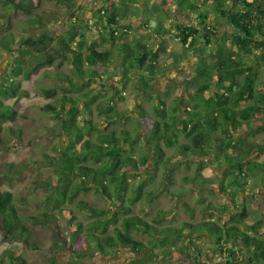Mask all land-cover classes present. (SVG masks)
Masks as SVG:
<instances>
[{"label": "trees", "instance_id": "16d2710c", "mask_svg": "<svg viewBox=\"0 0 264 264\" xmlns=\"http://www.w3.org/2000/svg\"><path fill=\"white\" fill-rule=\"evenodd\" d=\"M53 1L66 8L65 18L68 17L70 21L68 22L71 23L68 29L65 24L59 27V23L65 20L64 16L49 19L42 15H35L24 22L25 29L31 35L19 39L18 43L12 34L0 39V68L4 60L9 57L17 61L11 74L7 73L0 81V131L8 126L10 134L15 132L10 124L17 120L19 113L15 106L5 104L4 100L9 97L29 96L28 92L19 90L22 81L30 80L43 68L53 65L59 68L65 62H70L69 60H71L73 72L80 78L77 83L68 80L70 87L63 86L64 93L60 97L53 103L41 107L43 111L55 114L56 127H50L49 130L55 138L60 137L64 144L59 156L45 154L31 164L51 169L56 178L55 182L50 179L34 182L33 189L44 187L53 192V204L49 211L29 216L28 220L31 224L44 226L58 223L59 215L62 214V204L72 205L82 193L93 191L105 200L106 205L93 207L86 201L79 200L75 207L82 215L92 218V221L87 224L88 230L85 232L83 224L77 222L72 235V244H75L82 233V244L91 250V253L107 258L118 256L121 250H128L136 255L144 253L146 257L151 258L156 255V249L186 239L188 240L187 257L191 258L190 248L196 245L192 235L204 233L207 238L216 243L225 259V264H264V231H262L264 219L259 215H254L250 219L246 208L233 214L227 206L217 208L208 203L204 210H215L219 215L215 220L197 224L184 222L179 227L165 226L166 211L158 210L151 221L139 215H133L132 205L135 203L144 204L147 210L145 214H149L151 204L156 199V191H144L147 185L146 180L128 185L141 168L154 161L155 170L166 171L164 178L168 179L165 190L167 191L174 185V172L179 164L188 167L191 161L197 164L198 159H204L215 152H219L218 155L223 154L229 169L234 172L230 180L227 178L222 180L225 182L227 179L231 187H235L233 186L235 183L246 180L248 175L245 170L260 167L256 161H250L249 158L252 155L264 154V145L248 144L244 138H240L237 142L238 132L246 131L250 126L255 127L256 132L264 131V128L258 126L261 121L257 119L264 112V95L256 93V83L252 78L254 70L251 68L250 73L247 74L243 69L250 54L257 57L256 53H250L247 50L250 43L235 36L231 39V49L223 50L222 45L216 42L215 47H211L218 50V58L209 63L207 59L201 60V64L194 71L191 89L188 90L186 97L176 96L168 105L165 99L170 91L160 93L158 103L152 106V116H150L152 129L149 132V140L141 152L137 148L139 141L128 131L121 130L119 133L99 131V125L92 121L91 104L95 101L94 98L80 109V97L73 98L69 94L80 92L82 87L86 86L81 83L85 76L91 81L100 78L97 67L113 65L112 59L115 56L118 57L124 82L129 81L139 73V70H142L148 77L143 91L149 93L151 86L156 82V76L161 73L158 60L164 50L163 46L154 49L147 42L131 40L122 42L112 49L113 47H105L104 41L92 39L88 45L87 35L82 28L86 22L81 17L78 0ZM216 1L217 5L213 10L211 22L214 25L217 26L221 20H228L243 34L249 35L252 27L261 30L260 20H264V0H254L252 3L242 0L241 11L243 12L231 8L232 11H229L226 18L223 17L226 11L224 1ZM0 6L4 10L0 16L7 21L13 13L32 15L37 9L34 0H0ZM104 8L98 10L96 22L103 24L110 38L116 42V31L121 26L118 23L119 16L115 11L109 13ZM159 9L158 4L153 5L152 15L158 13ZM206 18L208 19L206 15L196 18L203 25V30L192 25L176 24L177 36L181 47L184 48L179 58L175 59L176 62L196 51L203 54L211 53L201 48L198 39L201 36L203 40H208L207 34H204L208 27ZM253 18L256 19V23L252 26ZM157 27V34L170 32L162 26L160 19H158ZM211 34L216 35L213 32ZM255 38L259 40L258 37ZM211 39L210 37L209 43L212 42ZM260 44L258 41L254 45L257 48ZM219 52L228 55L227 59L220 56ZM55 76L61 81L67 80V77L61 73ZM8 79H12L10 85L5 83ZM42 95L52 99L57 97V90L45 88ZM117 96L120 97L119 99L123 98L120 92H117ZM244 103L247 106L243 105L245 106L243 107ZM69 106L71 108L68 110ZM96 108H99L102 114L108 115L107 110L110 107L107 110L104 107L105 111H102L103 106L98 104ZM140 111L139 116L145 117L143 107H140ZM113 113H109L106 119L120 118L115 111ZM8 144V141L4 140L0 134V146ZM148 144L153 146V154H150ZM238 148L241 152L236 155L229 154V150L235 152ZM170 149H173L175 154L167 156L166 152ZM177 159L182 163H177ZM31 165H23V169H29ZM198 167L194 176L185 177L184 181L207 187L212 182L201 177L202 165ZM236 169H238L237 173ZM17 171L18 174L22 172L18 169ZM224 186L219 189L220 193L234 199L237 191L229 192ZM237 188L239 189L238 186ZM185 207L186 211L194 212V209L188 205ZM120 216L124 217L122 228L115 227L113 233H108L109 228L118 223ZM0 228L8 242L24 243L32 250L40 248L37 244L29 242L31 232L19 215L13 194L1 188ZM131 232L145 234L148 237L147 242L134 238ZM165 255L163 258H170ZM10 261L11 264H27L23 255H12ZM138 262L143 264L144 261L140 259ZM52 264L57 263L53 260Z\"/></svg>", "mask_w": 264, "mask_h": 264}, {"label": "rangeland", "instance_id": "374dc122", "mask_svg": "<svg viewBox=\"0 0 264 264\" xmlns=\"http://www.w3.org/2000/svg\"><path fill=\"white\" fill-rule=\"evenodd\" d=\"M34 1L37 4V9L32 15L16 12L9 17L8 21L0 16V39L5 35L12 34L16 38V43H18L19 39L31 35L25 29L24 22L35 15H42L49 19H57V16H64L65 18L66 8L57 5L53 0ZM91 1L94 2V0H78V5L81 8V17L86 22L82 28L86 33L85 35H87L86 43L88 45L91 39L99 40L100 42L104 41L103 44L105 47H113L112 49H114L116 45L122 42L139 40L149 43L154 49L160 46L164 48L158 60L161 73L158 76V82L149 90V93L143 91L144 82L147 81L148 77L144 75L142 70H139V73L129 81L124 82L122 70L117 59L118 57L115 56L112 59L113 65H100L97 67L101 75L100 78L91 81L89 77L85 76L83 78L84 80H81V83L86 86H83L80 92L69 94L73 98L80 97V109H83L85 103L94 98L95 101L91 104L93 107L92 121L94 124L99 125V131L103 133H109L111 131L119 133L121 130H126L139 141L137 148L142 152L145 148L144 145L148 143L149 132L152 129L150 116H152V106L155 101L153 97L158 95L157 89L161 86L167 87L171 82L186 83V79L191 76V71L194 70L197 64H201L202 59H207L209 63L213 59L218 58V50L216 51L214 47H208V44L204 45L203 39L200 36L198 39L201 48L207 49L211 53L203 54L200 51H196L189 53L179 62L175 61L184 50L177 36L176 24L190 25L192 23L188 18L180 20L178 16L183 13L182 10L188 11L192 21H195L194 27L202 29L203 25L195 19L202 18L206 15L208 17V19L206 18L207 25H209L212 22L213 10H215L217 1L212 0L208 5L204 0H148L145 3L146 6L152 2L154 5L158 4L160 9L158 13L152 15V10H149L147 6V16L149 19L145 20H142V10L139 8V5H134L133 1L131 4H127V0L120 1V7L122 6L121 2L126 3L125 6L120 8V12L123 10L125 12H135L136 15L134 17L136 20L134 21H144L145 23H140L132 27L131 30V26L127 27V23L124 20H120L121 26L117 28V35H115L116 42L110 38L108 30L103 28V24L96 22L97 20L95 19L98 9H101L104 5L102 3L103 1L99 0L100 2L97 6H93ZM115 9H118V7ZM104 10L107 11V7ZM2 13H4V10L0 6V14ZM223 17L226 18L227 16L223 15ZM66 18L64 22L59 23V27L64 24L66 29L70 27L71 23H69L68 17ZM91 19H93L92 22H90ZM158 19H160L162 26L170 30L169 33L157 34ZM220 22L217 24L218 27H213V31L219 35V38L222 39L224 37V40L217 39V43L224 46L223 50L231 49V39L234 37L233 32L231 33L230 31L229 34L227 31L220 30L222 27ZM219 55H222L224 59H227L228 56L220 52ZM256 55L257 57L254 56L257 61L262 55H259V53H256ZM69 61L71 62V60ZM70 62H65L59 68L56 65L43 68L38 74L33 75L30 80L22 81L19 90L28 92L29 96L21 98L9 97L4 100L5 104L15 106L19 116L14 123L10 124V127L15 131L13 134L9 133L8 126L0 131L2 138L9 143L7 146H0V188L10 191L13 194L14 204L18 209L19 215L30 229L31 236L29 242L37 244L40 248L32 250L24 243H10L5 239L4 232L0 228V264H11L10 257L12 255H23L27 264H52L53 260L57 264H138V262L130 261L136 257L142 258L144 261L143 264L223 263L222 261H218L222 259V254L219 259V252L214 250L215 243L210 238H207L204 233L193 236V242L196 245L190 248L191 258L187 257L188 250L186 248L188 240L186 239L178 240L167 244L166 247L156 249V255H153L151 258L145 257L143 254H132L125 250H121L120 254L115 257H102L99 254L91 253V250L82 244V233L78 237V242L72 244V235L75 231L76 223L81 222L85 232L88 230L87 224L92 221V218L82 215L75 207V204L79 200H84L93 207H105L106 205L105 200L93 191L82 193L72 205L62 204V214L59 215L58 223L44 226H34L31 224L28 220L29 216L47 212L53 204V192L46 190L44 187L33 189L34 182L36 180L45 181L47 179L55 182L56 180L51 169L43 168L38 164H34L33 166L31 164L35 160L41 159L45 154L59 156L61 147L64 144L60 137L55 138L49 130L50 127H56L57 119L55 118V114L45 112L41 107L53 103L56 98L60 97L64 93L63 86L70 87L71 85L68 80L73 83L80 81V78L73 72V67ZM16 65L17 61L15 58L9 57L5 59L0 68V81L4 79L3 76L7 73L11 74L12 69ZM254 67L258 68L257 65H254ZM57 73L65 75L67 80L61 81L59 77L55 76ZM191 79L189 82L190 85L188 84V90L191 89ZM11 82L12 79L5 81L7 85H10ZM45 88H55L57 90V97L52 99L44 97L42 91ZM117 92L121 93L122 99H119L120 97L117 96ZM181 92L180 89L173 91L167 101L170 102L171 98L174 99ZM98 104L103 106L101 108L102 111H105L104 107L106 110L110 107L107 110L108 115L115 111L120 118L115 120L106 119L108 115L102 114L99 108H96ZM140 107L144 108L145 117L139 116L141 112ZM70 108L69 106L68 110ZM260 119H262V122L264 121V114L263 118H259L258 120ZM244 134H241L243 136L242 138L245 137ZM63 139L66 140L65 137ZM246 139H249L253 143L256 142L264 145V131L256 133L250 132L249 137ZM148 148L150 154H153V146L148 144ZM228 152L234 155V151L229 150ZM166 153L167 156L175 154L173 149L167 150ZM218 153L215 152L204 159H198L197 164L191 161L188 167L179 164L174 172V185L167 191L165 190L167 189L166 183L168 179L164 178L166 171L163 172L162 169L155 170L154 161L148 166L141 168L136 174V177H132L128 185L146 180L147 185L144 191L153 190L156 191L157 195L151 204L152 207L148 215L145 214L147 211L146 206L142 203L132 205L133 215H139L145 220L151 221L158 210H163L167 212V221L164 222L165 226L179 227L184 222L197 224L202 221L215 220L218 216V214L214 213L215 210H204V207L206 205L208 206V203H211L212 206L217 208L224 205V207H228L231 213L235 212L238 209L239 202L231 199L226 194L222 195L219 191L223 185H225L224 187L227 188V191H234V188L229 185V181L227 180L231 175L233 176L234 172L229 169L223 154L218 155ZM139 155L140 153L136 156L139 157ZM256 160L260 162V165H264V155L257 157ZM177 163H182V161L177 159ZM26 164L31 165V168L23 169V165ZM199 165H202V169L200 170L201 177L212 182L208 187L197 186L194 183L184 181L185 177L194 176ZM17 169L22 172L18 174ZM226 173L227 175H225ZM224 178H227L225 182L222 181ZM255 183H260V186L257 185L255 187L258 195L261 189V182L256 181ZM233 186H243L249 189L253 187V184L249 183L246 186L243 183H235ZM185 205L194 209V212L186 211ZM258 214L257 211L255 215ZM253 216L251 214L250 219ZM123 218V216H120L118 223L112 225L108 233H113L115 227L122 228ZM71 221L73 222L71 223ZM262 231H264V226L262 227ZM131 235L143 242H147L148 240V237L143 233L137 234L131 232ZM73 249L75 252L79 251L80 254H75ZM164 253L170 259L163 258Z\"/></svg>", "mask_w": 264, "mask_h": 264}, {"label": "flooded vegetation", "instance_id": "af4514ba", "mask_svg": "<svg viewBox=\"0 0 264 264\" xmlns=\"http://www.w3.org/2000/svg\"><path fill=\"white\" fill-rule=\"evenodd\" d=\"M253 22V23H252ZM252 22H251V24H252V26L253 25H255V23H256V19H254L253 18V20H252ZM260 26H261V30L259 31V30H257V29H253V27L252 26H250V27H252V28H250V29H252V32L249 34V35H247V34H243L239 29H237V28H235L236 29V31H235V33L233 34V36L235 37H239L240 39H242V40H247V42H249L250 44V46L248 47V49L247 50H249L250 51V53L251 52H253V53H259V55H262V56H260V58H259V66H258V68H256V67H254V64H255V62H256V59H255V56L253 55V54H250L249 56H248V60H246L245 62H246V64H244L243 65V69H245L246 70V72H247V74H249L250 73V69L252 68L254 71H253V80H254V82L256 83V93L257 94H262V95H264V20L262 21V20H260ZM213 27H218V25L216 26V25H214L213 23H210L209 25H208V27H207V29H206V32H204V34L206 35L207 34V37H208V40L210 39V37L212 38L211 39V43H209V41L207 40V39H205V40H203L204 41V45H206V44H208V47H211L212 45L215 47V43L218 41L217 39H221V38H219V35H217L216 34V32H214L213 31ZM210 31V32H209ZM213 33H215L216 35H213V34H211L212 32ZM255 37H258V39L259 40H256V38ZM222 41L224 40V37L221 39ZM260 42L261 44H260V46H258L257 48L255 47V43L256 42ZM217 44H220V43H217ZM222 47H224L223 45H222ZM219 48V47H218ZM248 52V51H247ZM247 55V54H246ZM199 66V64H197V66H195L194 67V70H192L191 71V76H190V78H187L186 79V83H184V82H180V83H178V82H171L170 84H168V86L167 87H159L158 89H157V91H158V95H156L155 97H153L154 99H155V101H154V103H158V96L160 95V93H166V92H168V91H170V94H169V96L165 99V101H166V104H168V105H170L171 104V102H172V100H173V98H171V101L170 102H168L167 101V99L171 96V94H172V92L173 91H175V90H177V89H180L182 92H181V94H179V96H184V97H186V95H187V92H188V84H189V82H190V79H191V77H193V74H194V71H195V69L197 68ZM246 75V74H245ZM159 76V75H158ZM158 76H156V82L155 83H157L158 82ZM241 77V76H240ZM242 78L244 79L245 78V76L243 75L242 76ZM261 78V80H259ZM189 79V80H188ZM192 80V79H191ZM242 80V79H241ZM144 84H145V82H144ZM190 85V84H189ZM258 85V86H257ZM155 86V84L154 85H152L151 86V88H153ZM255 86V85H254ZM150 88V89H151ZM236 89L237 90H239L237 87H236ZM175 98V97H174ZM252 102V101H251ZM153 103V104H154ZM243 105H245V106H247V104H242V106ZM245 106H243V107H245ZM263 114H264V112H263ZM263 114L261 115V116H259V118H263ZM259 118H257V119H259ZM260 123H259V125L258 126H261L262 128H264V124H263V122H262V119H260ZM261 124H263V125H261ZM256 128L255 127H249L248 128V130H246V131H243V132H238V137H237V142L238 141H240V138H242L243 136L241 135V134H244L245 132V134H244V139H245V141H247L248 142V144H250V143H253L252 141H250L249 139H246V138H248L249 137V133L250 132H253V133H256ZM262 132V131H261ZM248 133V134H247ZM254 144H256V142H254ZM241 149L240 148H238L235 152H234V154L236 155V154H238L239 152H241L240 151ZM262 155H264V154H261V155H259V156H257V155H252L250 158H249V160L250 161H256L259 165H260V162H258L257 160H256V158L257 157H261ZM238 172V169H236V173ZM257 172V173H256ZM245 173L248 175V177L246 178V180H244V181H241V183H243V184H246V186L249 184V183H251V184H253V187H251V188H249V189H247V188H244L243 186H242V188H240V186H238L239 187V189L237 188V186H235V187H233L234 188V191H237V196L234 198V200L236 201H238L239 202V205H238V209H236V211L235 212H233V214L234 213H238V212H241L244 208H246L247 209V211H248V217H250V215L252 214V215H255L256 213H257V211H258V215H259V217L260 218H262V219H264V165H260V167H255L254 169H248V170H245ZM242 180V179H241ZM256 181H260L261 182V189L259 190V192H258V195H257V191H255V187L257 186V185H259L260 186V183H255ZM208 187V186H207ZM223 195V194H222ZM223 197V196H222ZM250 208H252V209H250ZM252 212V213H251ZM214 213L216 214V211H214ZM219 216V215H218ZM193 236H195V235H192V237ZM126 252H129L128 250H125ZM129 253H131V252H129ZM133 254V253H132ZM144 256H145V254L144 253H142ZM146 257V256H145ZM140 259H142V258H138V257H136V258H133V259H131L130 261H137L138 262V260H140ZM170 259V258H169ZM143 260V259H142ZM138 264H140V262H138ZM221 264H223V263H221Z\"/></svg>", "mask_w": 264, "mask_h": 264}, {"label": "crops", "instance_id": "0c3cea01", "mask_svg": "<svg viewBox=\"0 0 264 264\" xmlns=\"http://www.w3.org/2000/svg\"><path fill=\"white\" fill-rule=\"evenodd\" d=\"M101 1H103L102 3L104 4L102 8H104L108 4V6H106L107 7V11H115L118 14V16H119L118 17V23L121 24V21L120 20H124L127 23V25L125 24L127 27H130L131 26L130 27L131 30H132V27H134V26H136V25H138L140 23L141 24L142 23H145L144 21L143 22L142 21H136V22L134 21V20H136V18L134 17V15H136L135 12L133 13L130 10H129L130 12H125V10H123V11L120 12V8L122 6H125L126 3L125 2H121L122 3V6L120 7V3L119 2L120 1H124V0H101ZM132 1H133L134 5H139V8L142 10V16H141L142 17V20L149 19V17L147 16L148 15V13H147V6H148V9L151 10V8H152L151 6L154 5V4H152V2H151V3H148L147 6H146L145 3H147L148 0H141V1H139V0H127V4L128 3L131 4ZM149 1H151V0H149ZM223 1L225 3V7L224 8L226 9V11L224 13L225 16H227L228 13H230L229 11H232L231 8L234 9V10H236V11H241L243 9V7H242V0H223ZM253 1L254 0H247V2H249V3H252ZM91 2H92L91 4L93 6H97V5H99V2L100 1L99 0H94V2L93 1H91ZM207 4L209 5L210 2H207ZM78 6L80 7V5H78ZM116 7H118V9H115ZM182 11H183V13H181L182 15L180 14L178 16V19H180V20L183 19L184 20V19H187L188 18V20H190L192 22V19L190 17L191 15L188 14V11H185V10H182ZM241 12H243V11H241ZM121 17H123V19ZM92 21H93V19L90 20V22H92ZM196 21H198V20L196 19ZM190 25L194 26L195 25V21H193ZM220 25H222V27H221L220 30L225 31V32L227 31V33H229V34H230V31H231V33L233 32V34L236 31L235 27L232 26L231 22L228 21V20H222L220 22ZM259 63L260 62L257 60L254 65L259 66ZM216 248H217V246H216V243H215V249L214 250L219 252L218 248L217 249ZM218 256H219V259H220L221 258V253L220 252H219V255ZM224 260L225 259H223V257H222V259L221 260H218V261H220V262L222 261L223 264H225V261Z\"/></svg>", "mask_w": 264, "mask_h": 264}]
</instances>
